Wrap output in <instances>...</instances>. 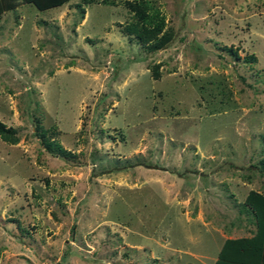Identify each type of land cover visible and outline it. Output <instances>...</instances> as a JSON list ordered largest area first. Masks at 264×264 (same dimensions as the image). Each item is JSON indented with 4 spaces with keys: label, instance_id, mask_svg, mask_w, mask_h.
<instances>
[{
    "label": "rangeland",
    "instance_id": "rangeland-1",
    "mask_svg": "<svg viewBox=\"0 0 264 264\" xmlns=\"http://www.w3.org/2000/svg\"><path fill=\"white\" fill-rule=\"evenodd\" d=\"M0 120V264H212L264 193V0H14Z\"/></svg>",
    "mask_w": 264,
    "mask_h": 264
},
{
    "label": "trees",
    "instance_id": "trees-1",
    "mask_svg": "<svg viewBox=\"0 0 264 264\" xmlns=\"http://www.w3.org/2000/svg\"><path fill=\"white\" fill-rule=\"evenodd\" d=\"M31 2L38 9H46L58 6L67 0H22ZM14 0H0V12L12 8ZM132 20L126 23L123 30L133 33L142 39L150 50L164 45L170 36L163 28V17L156 7L148 1H140L133 8ZM153 76H158L157 71L152 70ZM13 130L0 120V135L7 139L12 137ZM45 149L52 153H66V150L58 142L45 139ZM264 173V163L261 165ZM242 209L252 216L254 229L250 235L225 237L217 251L212 264H264V193L250 188L243 200Z\"/></svg>",
    "mask_w": 264,
    "mask_h": 264
},
{
    "label": "crops",
    "instance_id": "crops-1",
    "mask_svg": "<svg viewBox=\"0 0 264 264\" xmlns=\"http://www.w3.org/2000/svg\"><path fill=\"white\" fill-rule=\"evenodd\" d=\"M253 228H254V227H253ZM251 233H252V232L249 231V234H248V235H250ZM239 236H242V235H239ZM233 237H236V236H233Z\"/></svg>",
    "mask_w": 264,
    "mask_h": 264
}]
</instances>
